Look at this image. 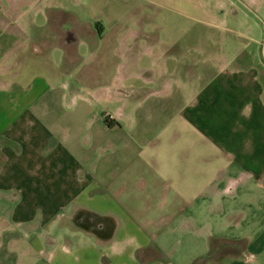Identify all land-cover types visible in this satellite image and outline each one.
<instances>
[{"label":"crops","instance_id":"0c3cea01","mask_svg":"<svg viewBox=\"0 0 264 264\" xmlns=\"http://www.w3.org/2000/svg\"><path fill=\"white\" fill-rule=\"evenodd\" d=\"M247 7L219 40L123 15L87 58L0 40V264H264V0ZM54 47L63 66L33 74Z\"/></svg>","mask_w":264,"mask_h":264},{"label":"rangeland","instance_id":"374dc122","mask_svg":"<svg viewBox=\"0 0 264 264\" xmlns=\"http://www.w3.org/2000/svg\"><path fill=\"white\" fill-rule=\"evenodd\" d=\"M231 7L242 9L250 16L247 0H0V40L17 38L55 42L63 39L58 33L59 29L73 30L77 33L76 38L82 40L78 46L79 53L87 58L93 49L89 43L93 41L89 27L92 32L95 30L98 33L100 25L112 24L123 15L126 23L136 18L145 25L153 24L162 39L200 40L194 28L208 25L210 40H219L224 34L231 38L226 29L238 24V20L229 13ZM14 8L21 12L16 20L26 28L25 32L17 36L4 30L3 26L10 19H15L10 14ZM201 9L218 10V13L207 22L197 14ZM49 58L55 65L64 64V52L59 47L43 55H28L26 64L32 65L33 74L56 73ZM65 103L72 105V98L65 100Z\"/></svg>","mask_w":264,"mask_h":264},{"label":"flooded vegetation","instance_id":"af4514ba","mask_svg":"<svg viewBox=\"0 0 264 264\" xmlns=\"http://www.w3.org/2000/svg\"><path fill=\"white\" fill-rule=\"evenodd\" d=\"M75 35H77V33L73 30L66 31L63 35V41L67 44H70L72 43V40L76 38Z\"/></svg>","mask_w":264,"mask_h":264}]
</instances>
